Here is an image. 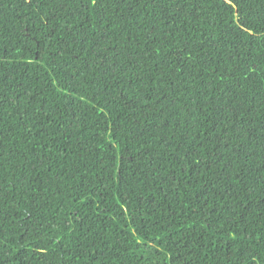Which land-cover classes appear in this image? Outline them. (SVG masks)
Returning <instances> with one entry per match:
<instances>
[{
  "label": "trees",
  "instance_id": "trees-1",
  "mask_svg": "<svg viewBox=\"0 0 264 264\" xmlns=\"http://www.w3.org/2000/svg\"><path fill=\"white\" fill-rule=\"evenodd\" d=\"M0 264H264V0H0Z\"/></svg>",
  "mask_w": 264,
  "mask_h": 264
}]
</instances>
